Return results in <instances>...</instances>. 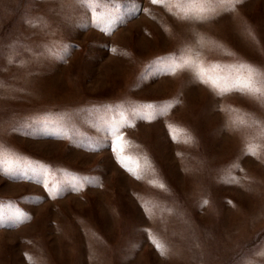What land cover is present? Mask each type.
Returning a JSON list of instances; mask_svg holds the SVG:
<instances>
[{
	"label": "rangeland",
	"instance_id": "obj_1",
	"mask_svg": "<svg viewBox=\"0 0 264 264\" xmlns=\"http://www.w3.org/2000/svg\"><path fill=\"white\" fill-rule=\"evenodd\" d=\"M188 7L0 0V264H264V96L158 67L264 73V0Z\"/></svg>",
	"mask_w": 264,
	"mask_h": 264
},
{
	"label": "snow or ice",
	"instance_id": "obj_2",
	"mask_svg": "<svg viewBox=\"0 0 264 264\" xmlns=\"http://www.w3.org/2000/svg\"><path fill=\"white\" fill-rule=\"evenodd\" d=\"M78 2L84 6L89 8L94 7L95 5L108 2V0H78ZM113 3L119 2V0H111ZM153 4H160L161 0H151ZM180 3H185L189 5L187 10L182 11L180 15L173 14L174 17L178 20H184L188 22H203L208 20L215 15H217V5L222 4H230V8L223 9L224 11H234L236 5L243 2V0H179ZM143 9H138L135 7V2L133 3L132 11H142ZM195 43L198 45L203 46V38L199 34H195ZM181 53L183 50H179ZM200 53L198 50H190V56H198ZM166 59H173L172 56L166 57ZM180 63H172L170 66L165 68L163 65H158V67L162 71L170 72L171 74H175L177 70L188 71L195 77L197 81L200 83L210 87L214 94L219 97H223L225 94H229L232 92H239L246 95H251L256 97L257 95L264 96V79L257 81V76L262 75L259 69L253 67L250 64L246 63H238L234 65L228 66L230 71L227 76H218L213 77L211 75H206L204 69L201 67L200 63H197L196 60L188 58L185 59L183 55L179 57ZM259 85V86H258ZM219 110L223 111L222 108ZM233 127L236 130H243L248 127V125L243 121H233ZM110 135L108 136V140L111 141L112 136L115 135L113 129H109ZM117 145L119 144V138L117 137ZM189 142V141H185ZM112 151L115 153L117 151L116 148H113ZM122 151V149H121ZM243 153L246 155H255L254 146L251 144H246L243 148ZM119 159V162L123 165V159ZM34 174L39 175L40 172L36 169H33ZM91 182V179H89ZM159 187L161 189L165 188V185L160 184ZM203 203H207L204 201ZM18 218H14L13 222H16ZM2 222V221H0ZM151 239V237H150ZM157 251L160 252L161 255L165 254L164 248L160 243H156L153 241ZM257 256H264V252L255 253ZM240 262L241 264H250L249 261L245 259V254L242 253L240 255Z\"/></svg>",
	"mask_w": 264,
	"mask_h": 264
}]
</instances>
